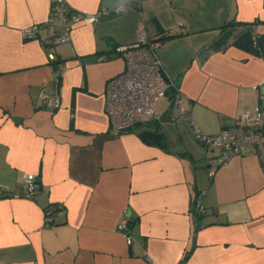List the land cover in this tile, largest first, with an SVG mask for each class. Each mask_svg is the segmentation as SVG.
I'll return each instance as SVG.
<instances>
[{
	"label": "crops",
	"instance_id": "0c3cea01",
	"mask_svg": "<svg viewBox=\"0 0 264 264\" xmlns=\"http://www.w3.org/2000/svg\"><path fill=\"white\" fill-rule=\"evenodd\" d=\"M51 1L0 0V184L39 183L33 197L0 195V264H264V166L251 146L218 165L195 138L262 104L264 0H65L96 19L73 23L55 65L41 44ZM139 25L148 42L176 34L155 45L167 92L154 117L117 131L106 84ZM246 32L262 52L233 43Z\"/></svg>",
	"mask_w": 264,
	"mask_h": 264
},
{
	"label": "built area",
	"instance_id": "2783aa9c",
	"mask_svg": "<svg viewBox=\"0 0 264 264\" xmlns=\"http://www.w3.org/2000/svg\"><path fill=\"white\" fill-rule=\"evenodd\" d=\"M95 20L96 16L80 15L68 12L65 0H52L50 14L45 20L52 34L41 44L45 49L48 60L53 61L55 55L52 47L69 39L70 30L78 20ZM60 26V31L56 30ZM37 24H31L22 30L27 38L36 37ZM137 40L131 44L117 46V51L124 59L123 70L112 77L106 84L105 112L109 117L111 126L117 131L126 130L139 123L141 118H152L156 115V101L167 92L161 61L154 45H150L142 25L137 29ZM65 64H58L54 76L58 77ZM58 94V93H57ZM46 94V97L58 105V95ZM262 104L256 105L252 110L243 111L235 116L234 122L222 128L215 134H204L195 127V138L207 147L217 151V164L226 163L231 157L238 155L246 146H251L264 166V94L260 95ZM180 101L178 95L175 102ZM213 170L209 174H213ZM37 175L23 174L22 192L8 193L0 184V195L7 197H33L39 186ZM196 210H203L200 196L196 199ZM127 210L119 219L117 228L130 241L129 227L131 223ZM45 223L52 222L51 209L45 210Z\"/></svg>",
	"mask_w": 264,
	"mask_h": 264
},
{
	"label": "trees",
	"instance_id": "16d2710c",
	"mask_svg": "<svg viewBox=\"0 0 264 264\" xmlns=\"http://www.w3.org/2000/svg\"><path fill=\"white\" fill-rule=\"evenodd\" d=\"M175 35L176 34H172L170 32H165L159 38L153 39V41H149V44L155 46L156 43L162 42L165 39L173 37ZM233 43H235L237 45H240V46H243V47L250 46V47L254 48L257 51L262 52V48L260 46V42L258 40L257 34L252 35L250 32H246L244 34H241V35L237 36L233 40ZM246 43H248V45ZM56 62L57 61L54 59V61H53L54 65L56 64ZM144 135L147 136V139H149V140H151L153 142L164 143L162 135L160 133H158V132H151L149 134H144ZM150 138H154V139H150ZM49 208L51 209V207H49ZM131 224H132V221H131L130 225Z\"/></svg>",
	"mask_w": 264,
	"mask_h": 264
},
{
	"label": "water",
	"instance_id": "95a60500",
	"mask_svg": "<svg viewBox=\"0 0 264 264\" xmlns=\"http://www.w3.org/2000/svg\"><path fill=\"white\" fill-rule=\"evenodd\" d=\"M168 93H171V90H169Z\"/></svg>",
	"mask_w": 264,
	"mask_h": 264
}]
</instances>
